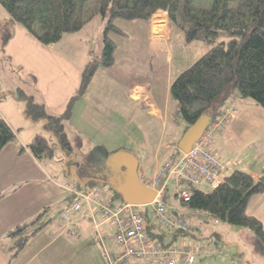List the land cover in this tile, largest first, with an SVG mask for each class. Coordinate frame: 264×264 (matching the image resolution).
Returning a JSON list of instances; mask_svg holds the SVG:
<instances>
[{"label": "rangeland", "instance_id": "1", "mask_svg": "<svg viewBox=\"0 0 264 264\" xmlns=\"http://www.w3.org/2000/svg\"><path fill=\"white\" fill-rule=\"evenodd\" d=\"M196 3L209 7L211 0H196ZM8 20L9 15L0 3V116L7 119L16 133V139L0 152V172H19L22 177L18 179L20 187L29 197L36 198L35 201L73 195L74 188L88 191L96 186H79L75 178H70L69 172L66 173V151L54 145V135L44 127L46 115H51L62 116L70 149L79 165L89 164L95 151L100 148L109 152L129 151L143 161V169L151 177L162 124L150 115L151 105L143 98L136 101L130 98L128 85L136 81L146 87L148 84L157 85L164 95L169 78L174 80L178 77L212 45L200 41L187 43L183 32L173 27L172 39L167 43L168 50L155 51L149 31L140 25L147 21L118 19L115 24L125 34L109 33L116 43L113 65H98L89 84L81 91L86 68L97 60L103 49L105 22L100 15H96L80 31L66 33L60 41L50 45L41 44L17 24L11 27L10 39L4 40ZM144 91L147 94L148 91ZM29 99L43 106L44 117H27L25 111ZM249 100L254 108H242L230 125L233 118L226 123L221 116L217 117L220 127L215 129L214 141L216 143L218 140V144L222 145L224 157L229 154L231 159H245L246 165L251 164L256 169L264 166V108ZM169 102L172 120L167 130V142L178 135L177 122L187 125L177 115V102L174 99ZM70 103L71 113L64 115ZM228 103L231 104V101ZM39 140L47 141L51 149L41 153L39 161L33 165L27 152L31 143ZM231 141L237 143L236 149L225 147ZM241 142H252L251 148L239 147ZM98 157L102 158L103 155ZM158 159H162V156ZM67 183L70 186L67 187ZM197 188L204 191L212 189L206 184ZM166 189L165 201L170 210L172 204L169 202L179 203L176 194L181 187L173 177ZM109 196L113 197L114 204L124 202L115 190L107 185L102 186L99 197ZM64 201H57L52 208L50 223L57 224V215ZM142 207L145 211L147 208L151 212L153 210V204ZM101 215V212L95 214L99 222L104 220ZM200 217H191L194 234L186 235V245H192L196 252L194 264H264V254L251 229L225 221L206 220L205 215ZM109 245H112L111 242ZM176 245L181 248L180 240ZM114 254L117 256L118 250Z\"/></svg>", "mask_w": 264, "mask_h": 264}, {"label": "trees", "instance_id": "2", "mask_svg": "<svg viewBox=\"0 0 264 264\" xmlns=\"http://www.w3.org/2000/svg\"><path fill=\"white\" fill-rule=\"evenodd\" d=\"M0 3L9 15L8 31L4 35L7 41L15 24L24 27L41 44L50 45L60 41L66 33L80 31L96 15L102 17L105 22L102 53L86 68L81 91L89 84L98 65L109 67L114 63L116 43L109 33H124L116 26V20L150 21L155 13L166 12L171 26L183 32L187 43L200 41L212 45L171 84L170 93L177 102L178 115L187 124L186 129L204 113L216 120L221 108L236 95L252 99L264 108V0H211L209 7L198 5L196 0H0ZM71 107L70 103L64 115L71 113ZM25 113L31 119L45 116L43 106L30 99ZM46 116L44 127L54 135V145L66 151L67 155H73L62 116ZM15 139L16 133L10 124L0 118V152ZM48 149L51 148L44 140L30 145L37 158ZM176 149L180 151L177 146ZM75 160L69 164L78 167L80 177L86 174L88 178H103L93 164L79 165ZM77 184L84 186L79 181ZM92 184L100 185L94 180L87 185ZM186 187L190 199L181 200L178 193L176 197L187 212L195 210L199 216L205 215L206 220L225 221L251 229L264 254V226L247 212L251 199L264 193V182L256 180L248 171L235 170L216 187L210 186L212 189L209 191L191 185ZM48 210L46 208L35 220L18 225L10 232L9 237L14 239L11 257L16 256L44 227L46 220L43 218ZM187 212L186 217L184 214L181 217L187 220L194 217ZM144 217L150 237L163 246L172 245L162 241L166 229L155 224L146 211ZM190 232L175 231L176 234Z\"/></svg>", "mask_w": 264, "mask_h": 264}, {"label": "crops", "instance_id": "3", "mask_svg": "<svg viewBox=\"0 0 264 264\" xmlns=\"http://www.w3.org/2000/svg\"><path fill=\"white\" fill-rule=\"evenodd\" d=\"M140 25H143V27L147 28L149 31L150 38L154 41L152 44L153 50L163 51L165 50L164 48H167L168 50L167 43L168 40L172 39L173 26H171L166 12L155 13L150 21ZM25 31L28 33L26 29ZM172 82L173 79L170 77L166 85V94L164 95L161 89L157 88V85L148 84L146 87V85H143L140 81L128 85L130 90L129 96L133 100L135 99L131 97V90L136 86L148 91L147 95L150 99L149 105H151L149 113L162 124V128L160 129L161 135L155 151L156 161L154 163L152 162L153 165L151 166L150 175H153L156 168L172 153H181V151L176 149V146L184 134L187 125H181L180 122H177L179 130L173 129L178 132V135L173 137L169 142L166 141L167 130L172 120L169 111V101L170 99H173L170 93ZM230 101L231 104L228 103ZM254 103L257 104L255 101ZM226 105L237 107L238 114L241 112L242 108L246 106L248 109L254 108V104L249 98H241L238 95L230 98ZM0 118H4L7 121L2 115ZM236 119L237 118L232 120L228 125L233 123ZM235 141L226 143L225 147L228 149H236L237 143ZM216 143L214 141L213 148L216 150L219 160L226 166V175H229L235 170L248 171L247 168L251 170L248 172H250L256 180H259V178L264 175V166L253 169L251 164L246 165L247 160L245 159H231L229 154L224 157L222 145L218 144V140ZM251 143L244 144L241 142L238 145H241L239 147L251 148ZM101 149L103 148L95 151L93 158L90 160V163L94 164L95 168L100 171L105 167L107 155L114 152ZM27 154L33 162V165H36L35 162L37 163V160L39 161V159L33 155L31 150H29ZM100 155H103V157L99 158L98 156ZM160 156H162V159H158ZM141 162L143 161H139V174L141 179L150 177L149 175H146L145 170L143 169L144 163ZM12 172L13 170H6L3 173L0 172V264H113V262H115L117 257L114 254L115 251L117 252L115 247L116 232L115 227L111 222H105L104 220L101 221L100 228L97 230L94 227V219H91L90 216L92 215L90 206L86 203L80 212L72 215V223L78 230L80 237L73 238L69 236L61 219V212L67 204L69 205V203L75 199L74 194L58 195L49 200L46 198L44 200L35 201L36 198L29 197L25 190L20 187L18 179L22 178L19 176L21 174H19V172ZM15 179L17 181H14ZM89 181V178H85V181H82V184L86 186ZM66 185L67 187L70 186L68 183ZM62 200L65 201L62 202V210L58 212V222L54 225L50 223L51 215L49 213L56 205L57 201L61 202ZM168 204H172L171 211L168 209L172 217H181L183 214L186 217L187 211L180 205V202L178 204L169 202ZM46 208H49V210L43 218V220H46L44 227L28 240L27 244L17 253L16 256L11 257V252H14L12 251L14 239L9 237L10 232L18 225L27 224L35 220ZM98 212L99 211L95 212V214ZM146 212H148L151 220L154 221L150 208H147ZM247 212L250 215L257 217L264 226V193L255 195L251 199ZM93 216L94 215H92V218ZM200 216L196 215L192 218H202ZM101 217L103 219L102 215ZM190 219L191 217H189V220ZM190 222L192 223L191 232L188 234H176V230H165V235L162 238L163 243L176 245V242L180 240L181 248L182 246H187L186 235L194 234V223L192 220H190ZM110 242L112 245H109Z\"/></svg>", "mask_w": 264, "mask_h": 264}, {"label": "built area", "instance_id": "4", "mask_svg": "<svg viewBox=\"0 0 264 264\" xmlns=\"http://www.w3.org/2000/svg\"><path fill=\"white\" fill-rule=\"evenodd\" d=\"M144 92L141 87L136 86L132 89L131 96L136 100L143 98L144 102L149 103V97ZM237 112V107L225 105L221 108L219 116L228 122L237 115ZM218 127L220 122L213 119L188 153H172L156 168L151 177L142 179L147 187L157 191L151 213L155 224L159 227L166 230L191 231L189 220L183 217H172L167 209L165 193L171 178L174 177L180 184L178 197L188 201L190 192L186 185L197 187L206 184L216 187L226 176V166L219 160L213 148L215 129ZM72 193L75 199L61 212L67 234L73 238L80 237L72 223V215L80 212L86 203L94 215V227L97 230L101 223L94 218L95 212H101L104 221L111 222L115 227V247L118 255L113 264H194L196 252L193 247L163 246L158 240L150 237L143 205L125 202L114 204L111 196L99 197L102 194L101 185H96L88 191L73 189ZM187 214L195 216L198 212L190 210Z\"/></svg>", "mask_w": 264, "mask_h": 264}, {"label": "water", "instance_id": "5", "mask_svg": "<svg viewBox=\"0 0 264 264\" xmlns=\"http://www.w3.org/2000/svg\"><path fill=\"white\" fill-rule=\"evenodd\" d=\"M213 117L206 113L202 114L192 125H190L181 139L177 147L183 153H188L194 143L201 137L205 129L211 124ZM65 157V170L69 172L70 178H75L80 181L78 167L75 164H69L75 155H67ZM109 169L110 173L103 174L104 169L99 173L103 178L89 177L98 184L107 185L118 194L121 195L123 201L133 205L152 204L157 195V191L147 187L139 174V158L128 151H116L108 154L105 161V171ZM98 174V175H99ZM259 181L264 182V175L259 178Z\"/></svg>", "mask_w": 264, "mask_h": 264}, {"label": "flooded vegetation", "instance_id": "6", "mask_svg": "<svg viewBox=\"0 0 264 264\" xmlns=\"http://www.w3.org/2000/svg\"><path fill=\"white\" fill-rule=\"evenodd\" d=\"M104 169V172H102L103 174H106V172L107 173H110L111 172V170H109V169H107L106 171H105V167L103 168ZM80 177V176H79ZM85 178H88V176L86 177V174H84L82 177H80V181L82 182V181H85ZM76 180V179H75ZM77 181V180H76Z\"/></svg>", "mask_w": 264, "mask_h": 264}]
</instances>
